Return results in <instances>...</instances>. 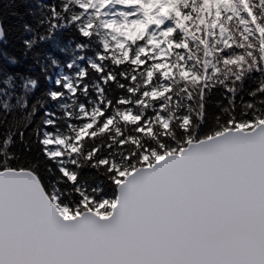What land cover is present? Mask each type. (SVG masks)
<instances>
[{"label":"snow or ice","instance_id":"obj_1","mask_svg":"<svg viewBox=\"0 0 264 264\" xmlns=\"http://www.w3.org/2000/svg\"><path fill=\"white\" fill-rule=\"evenodd\" d=\"M0 264H264V0H0Z\"/></svg>","mask_w":264,"mask_h":264}]
</instances>
